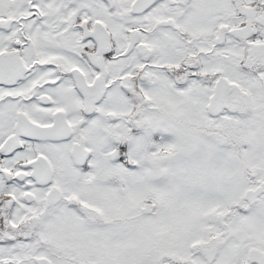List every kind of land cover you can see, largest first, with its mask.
<instances>
[{
  "label": "snow or ice",
  "instance_id": "snow-or-ice-1",
  "mask_svg": "<svg viewBox=\"0 0 264 264\" xmlns=\"http://www.w3.org/2000/svg\"><path fill=\"white\" fill-rule=\"evenodd\" d=\"M0 264H264V0H0Z\"/></svg>",
  "mask_w": 264,
  "mask_h": 264
}]
</instances>
